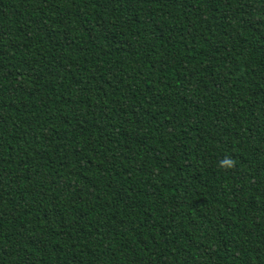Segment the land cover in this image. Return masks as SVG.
Masks as SVG:
<instances>
[{
	"label": "trees",
	"instance_id": "obj_1",
	"mask_svg": "<svg viewBox=\"0 0 264 264\" xmlns=\"http://www.w3.org/2000/svg\"><path fill=\"white\" fill-rule=\"evenodd\" d=\"M0 264H264V0H0Z\"/></svg>",
	"mask_w": 264,
	"mask_h": 264
}]
</instances>
